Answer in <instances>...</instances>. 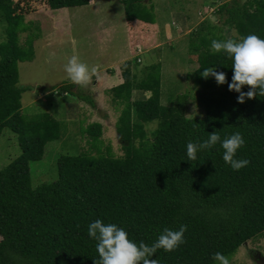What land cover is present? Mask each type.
<instances>
[{
    "label": "trees",
    "instance_id": "1",
    "mask_svg": "<svg viewBox=\"0 0 264 264\" xmlns=\"http://www.w3.org/2000/svg\"><path fill=\"white\" fill-rule=\"evenodd\" d=\"M119 1L126 23L140 27L154 22L149 0ZM42 2L57 9L90 0ZM19 6L14 0H0V133L3 128L15 133L20 149L0 167V264H93L99 256L88 226L97 219L123 228L137 245L148 246L165 229L186 225L183 244L171 252L158 249L150 257L158 264H217L214 253L229 258L240 244L264 231V96L237 102L239 94L228 90L233 61L223 50H211V42L219 38L204 34L190 45L197 65L186 74L196 90L192 98L203 110L199 117L184 114L187 93L170 99L171 105L159 103L157 64L144 67L139 79L126 61L122 82L107 89L113 102L121 104L114 121L123 141L121 155H113L108 145L99 148L101 126L91 122L85 131L95 153L58 155L55 178L31 186L29 162L42 157L45 144L58 139L61 128L48 112L21 113L20 94L28 87L16 85L17 63L32 59L35 35L29 33L19 43L18 34L28 29ZM216 11L222 25L233 28V40L247 35L264 39V0H226ZM134 44L130 40L131 52ZM212 67L225 73V84L201 76ZM74 86L69 82L37 90L54 89L93 107L90 95L74 91ZM134 89L149 95L131 99ZM241 90L247 92L248 86ZM154 119L156 126L146 131L144 124ZM212 132L221 142L240 132L245 143L234 159L249 164L233 170L223 160L221 142L188 161L187 144L202 143Z\"/></svg>",
    "mask_w": 264,
    "mask_h": 264
},
{
    "label": "rangeland",
    "instance_id": "2",
    "mask_svg": "<svg viewBox=\"0 0 264 264\" xmlns=\"http://www.w3.org/2000/svg\"><path fill=\"white\" fill-rule=\"evenodd\" d=\"M14 1L20 5L23 20L28 25L26 31L18 34L19 43H23L27 34L35 35L32 38V59L17 63L16 85L28 87L20 94L21 113L48 112L58 120L61 128L58 139L45 144L42 157L29 162L31 186L55 178L58 155L77 154L83 150L95 153L89 146V135L85 131L91 122L96 121L101 126L99 148L103 151L108 145L113 155H121L123 141L114 129L121 104L113 102L105 88L94 86L97 73L110 74L112 71L121 76L123 64L128 61L130 73L140 79L144 67L157 64L160 73L159 103L171 105L170 99L187 93L184 114L199 117L203 110L192 98L196 90L191 78L186 76L197 65L195 51L190 45L197 43L198 35L219 38L218 41L235 36L233 28L222 25V17L216 11V6L226 0H149L153 6L154 22L148 26L136 25V31L124 22L119 0H93L92 4L97 2V5L53 10L44 7L42 0ZM29 8L32 14L26 12ZM3 27L4 21L0 16V41L4 38ZM128 37L135 41L133 52L130 51ZM74 55L89 68L98 67V72L86 86L72 88L90 95L93 107L67 93L56 94L54 89L37 90L72 82L64 66ZM104 64L108 67L101 69ZM121 82L119 78L118 83ZM134 90L131 91V99L149 95L148 91L142 94ZM156 124L154 119L144 127L148 131ZM19 151L15 133L3 128L0 133V167ZM228 259L230 264H264V231L240 244Z\"/></svg>",
    "mask_w": 264,
    "mask_h": 264
},
{
    "label": "clouds",
    "instance_id": "3",
    "mask_svg": "<svg viewBox=\"0 0 264 264\" xmlns=\"http://www.w3.org/2000/svg\"><path fill=\"white\" fill-rule=\"evenodd\" d=\"M211 50L218 53L223 50L232 59L233 75L228 83V90L236 92L237 102L243 104L245 99H254L257 95L264 96V39L256 35L242 36L239 40L228 39L226 41L213 40ZM67 77L78 86H86L92 76L98 72V67L89 66L82 62L78 56L69 58L64 66ZM205 79L213 77L218 85L225 84L226 76L223 72L214 71L212 68H205L201 72ZM248 86V91H242V87ZM221 142L220 136L212 132L209 138L202 143L187 144L188 161L197 159V152L202 149H209ZM245 141L240 132L226 137L221 142L224 149L223 160L233 170H240L249 164L247 159H234L236 152L244 145ZM186 225L180 226L179 230L165 229L158 239L151 246L140 242L138 245L128 238L127 232L115 224L105 225L97 219L88 226V236L97 241L96 251L99 258L93 260V264H158L156 259H150L158 249L165 252L175 250L183 244ZM212 259L217 264H230L228 257L220 252L214 253Z\"/></svg>",
    "mask_w": 264,
    "mask_h": 264
},
{
    "label": "crops",
    "instance_id": "4",
    "mask_svg": "<svg viewBox=\"0 0 264 264\" xmlns=\"http://www.w3.org/2000/svg\"><path fill=\"white\" fill-rule=\"evenodd\" d=\"M92 1L93 0H90V2L88 4H85V5H87V6L93 5V4L97 5V2L92 4ZM57 9H59V8H57ZM31 14H32V12H31ZM52 20L55 21V18L53 17ZM124 22H126V21H124ZM53 24L56 25L55 22ZM127 24H130V26L132 25L131 28L133 30H135V31H136V29H138V28L134 27L135 25H137V23L127 22ZM128 40H129V37H128ZM107 65L104 64L103 66H101V69H104L105 67H108ZM114 68H116V67H114ZM97 74L98 75H97V78H96V82L94 83V86H98V87L101 86L102 90H104V88L107 90L108 88H110L112 86H115L116 84H119L118 83L119 82V78L122 79L121 76L118 73H116V72L114 73L112 71H110V74H106L105 72H99ZM134 91L142 92V94H145L144 91H142V90L135 89Z\"/></svg>",
    "mask_w": 264,
    "mask_h": 264
}]
</instances>
